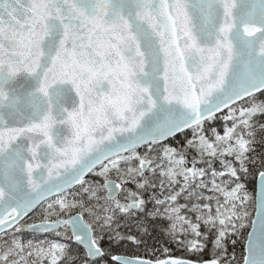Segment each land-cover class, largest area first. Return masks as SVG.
<instances>
[{
	"label": "snow or ice",
	"instance_id": "obj_1",
	"mask_svg": "<svg viewBox=\"0 0 264 264\" xmlns=\"http://www.w3.org/2000/svg\"><path fill=\"white\" fill-rule=\"evenodd\" d=\"M0 264H264V0H0Z\"/></svg>",
	"mask_w": 264,
	"mask_h": 264
}]
</instances>
